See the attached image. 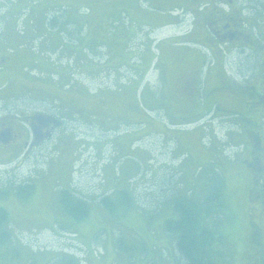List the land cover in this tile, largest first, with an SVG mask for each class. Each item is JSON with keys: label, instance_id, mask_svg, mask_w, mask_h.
Returning a JSON list of instances; mask_svg holds the SVG:
<instances>
[{"label": "rangeland", "instance_id": "obj_1", "mask_svg": "<svg viewBox=\"0 0 264 264\" xmlns=\"http://www.w3.org/2000/svg\"><path fill=\"white\" fill-rule=\"evenodd\" d=\"M140 2L141 0L134 3L142 7ZM69 3L62 1L53 4L52 10L49 8L51 11L45 17L51 19H47L44 32H36V28L33 30L36 33L29 31L35 27L34 20H31L34 23H29L30 11L24 20L27 23L20 21L23 16L18 20V31L21 32L27 27L24 31L31 34L23 36L22 39L18 37L21 39L18 42L27 48V52L32 53V57L28 54L32 64L29 63L30 68L23 70V75L29 80L50 81L54 83L52 86L59 82L69 83L74 88L91 89L102 85L123 89L125 85H135V100L141 107L144 104L146 109L143 110L148 121L152 123L146 130V145L137 150L138 153H143V161H138L132 152L124 156L119 154L126 153L125 150L118 154L116 150L107 147L97 152L93 147L80 149L72 156L75 148L65 144L82 139L83 129L76 131L71 128L75 124L73 120H63L68 126L64 131L68 134L62 135L65 132H60L59 136L67 138L68 141L64 142L62 139L58 144L61 146L58 149L61 156L58 157L56 152L50 154L51 159L56 156L55 164L44 181L42 179L35 183L32 195L26 201L30 207L20 205L25 202L23 198L18 201L19 208L13 202L9 204L8 222L2 229L10 232L12 246L0 249L1 264H54L56 256L62 253L67 255V251L76 250L80 252L76 255L87 253L85 264H182L174 247L173 237L162 226L167 219L174 216L173 209L172 206L163 205L161 199L163 194L173 191H177L178 196L192 198L194 192L203 194L209 190L210 184L207 181L211 177L207 172L212 165L207 161L211 157L198 145L202 133L192 129L198 124L202 126L201 129H211L208 138L212 147L221 146V152L216 154L215 151L216 159H230L225 163L227 169L222 191L225 199L221 201L224 202L225 212L220 217L213 210L209 225L213 226L220 221L219 228L223 231L231 264H249L255 249L251 245L253 236H250L249 231L255 228L251 229L247 223L250 222L255 227L260 224L264 228V204L250 202L249 209L248 202L245 201L246 190L251 183L247 177L248 172L242 171L240 160L249 159V155L243 149V152L238 150L239 147H231V143V146L225 148L230 138L236 134L228 135L219 118L215 117L213 111L210 113V110L198 116H177L169 113L167 104L164 103L165 87L159 71L164 63L160 46L157 44L154 49L155 42L144 29L138 28V24L129 25L126 18L118 16L116 9H110L111 4L119 5V0H77L75 3L69 0ZM88 8L94 11L90 9L89 12ZM107 10L108 17H111L108 21L103 20L107 16ZM137 43L147 46L141 47ZM132 47L138 51L133 52ZM23 61L22 58L18 60ZM20 67L18 65L19 69ZM33 67L35 71L32 70ZM145 67L147 74L136 79L138 74L144 73ZM252 72L244 74H256L257 71ZM258 74L264 78L262 73ZM137 81L140 83L137 84ZM40 84L49 91V85L44 82ZM51 90L54 92L52 88ZM59 92L61 91L57 88L55 93ZM53 111L58 112L57 109ZM263 119L261 117L258 121L261 133L264 131ZM216 121V127L211 128ZM57 131L58 129L55 133ZM252 131L251 128L245 134L246 138L252 140ZM261 137L264 141V135ZM73 138L77 140L73 141ZM202 139L209 145L205 137ZM262 158L264 162V157ZM40 160L44 161L42 155ZM200 167L203 170L199 173L197 171ZM43 169L46 170L45 167ZM59 170H64L60 176ZM30 171L32 170L28 166H24L17 171L18 175L12 177L24 182ZM236 171L241 173L236 176ZM54 185L75 190L79 196L88 200L97 198V201H89L88 218L66 231L58 229V224L53 227L54 221H51L56 213L55 218L60 217L59 213L63 216L55 200L58 194H53ZM124 185L126 186L122 187ZM117 188L127 189L137 202H133L131 208L119 206L115 213H110L98 201L104 192L109 196ZM7 192L9 195V191ZM53 198L55 205L51 210L49 204ZM252 199L254 200V196H251ZM208 204L213 207L216 201L210 200ZM248 213L251 214L250 217L247 216ZM38 214L41 216L40 221ZM260 237L262 236L256 235L253 238L258 243ZM80 245H84L86 250ZM260 264H264V261Z\"/></svg>", "mask_w": 264, "mask_h": 264}, {"label": "flooded vegetation", "instance_id": "obj_2", "mask_svg": "<svg viewBox=\"0 0 264 264\" xmlns=\"http://www.w3.org/2000/svg\"><path fill=\"white\" fill-rule=\"evenodd\" d=\"M132 1L139 0H119V5L111 4L109 7L116 9L118 16L126 18L129 25L138 24V28L144 29L155 42L154 49L157 44L160 46L164 63L159 71L165 87L164 103L167 104L169 113L177 116H198L209 110L210 113L213 111L229 133L227 134H236L230 138L225 148L233 144L231 147H239L241 152H247L253 166L254 170H250L243 162L241 164L243 173L248 172L247 177L251 183L245 194L248 208L251 209L250 202L263 205L264 141L261 136L264 131L261 133L258 121L264 117V78L258 73H262L264 77V0H144L146 7H140ZM90 9L88 8L89 12L93 10ZM108 10L103 20L108 21L111 18L108 17ZM159 34L162 35L158 37ZM13 35L5 31L0 36V45L7 51L0 55V61L8 64L9 73L14 77L10 79L7 88L3 90V98L0 99V211L6 213L11 202L16 206L19 203L23 184H32L34 189L35 183L42 179L44 181L55 164L56 156L51 159L50 154L56 152L58 157L61 156L58 150L61 146L58 144L62 139L64 142L68 141L67 138L59 136L60 132H65V128H68L63 120H73L75 124L71 128L76 131L83 129L85 135L78 141L73 138L76 143L65 144L75 148L72 156L80 149L91 147L96 152L107 147L117 152L129 149L128 153L134 151L135 154L142 149L139 147L146 145L147 125L152 126L144 112L146 108L143 105L142 108L135 100V85H125L123 89L102 85L88 89L74 88L69 83L60 82L52 86L54 83L50 81L27 79L23 70L30 68L32 62L28 59V54L32 57V53L27 52V48L18 41L31 34L24 31L21 39ZM132 51L138 50L132 47ZM21 58L24 61L18 62ZM18 65H21L20 69ZM32 70L35 71V68ZM251 71L257 72L244 74ZM145 74L147 70L145 72L144 69V73L138 74L136 79L143 78ZM41 82L49 85V91L46 86H40ZM136 83L139 84L140 81ZM56 87L61 92L55 93ZM54 109L58 112L53 111ZM216 124L217 121L211 128L214 129ZM71 128L69 131H72ZM201 128L199 124L192 128L202 133L198 145L210 157H214L213 165L222 170L223 164L220 159L215 160L214 147L209 143L211 129ZM251 128L252 140L245 136ZM64 134L68 133L62 135ZM137 153L136 157L141 159L143 153H138V156ZM41 155L44 158L42 162ZM24 166L32 170L25 177L26 182L12 177L18 175L17 171ZM198 169L199 173L203 170L202 167ZM63 171L59 170V176ZM239 173L241 172L236 171L234 175ZM55 190L53 194L57 193ZM31 195L23 198L25 202L20 205L29 208L26 201ZM251 196H254V200H251ZM54 199L49 204L50 209L55 205ZM247 216L250 217L251 214L248 213ZM40 217L38 214L39 221ZM247 225L251 229L255 228L249 232L253 237L262 236L258 243L252 237L251 244L255 249L249 261V264H260L264 261V228L260 224L252 226L250 222ZM2 238L0 228V249L8 246L11 248L12 243ZM80 246L85 249L84 245ZM8 250L10 251L9 248ZM77 252L80 253L77 250L67 251V255L62 253L56 256L54 260L57 263L54 264H85L87 253L82 251L83 254L76 255Z\"/></svg>", "mask_w": 264, "mask_h": 264}, {"label": "trees", "instance_id": "obj_3", "mask_svg": "<svg viewBox=\"0 0 264 264\" xmlns=\"http://www.w3.org/2000/svg\"><path fill=\"white\" fill-rule=\"evenodd\" d=\"M51 19V17H50ZM147 68L145 69L146 72ZM140 126V125H139ZM142 126V125H141ZM147 127H149L147 125ZM191 131V130H189ZM138 135L139 133L135 131ZM134 141V140H133ZM131 143V142H130ZM219 147H221L219 145ZM214 146L216 154L220 151V148ZM129 152V149L125 151ZM118 154L120 152H117ZM126 153H120L119 155L126 156ZM212 158V160H211ZM208 158L211 169L207 172L210 175V186L206 193L194 192L193 197H186V195L176 194L177 191H173L170 194L165 193L162 195L161 203L168 207L172 206L174 213L163 223V229L167 234H170L174 239V247L181 258L182 264H231L230 253L228 254V247L225 245V237L223 231L219 228V222L217 221L213 226L209 225V221L212 220L213 210H216V215L222 217L224 215V192H222L224 185V175L226 174L227 163L226 160H220L223 164V169H217L212 161L214 157ZM218 160V159H215ZM241 164L247 166V169L254 170L249 159L240 160ZM223 171V172H221ZM224 173V174H223ZM55 187V185H54ZM61 187V188H60ZM62 185H56L57 191L56 203L59 209L62 211L60 217L53 215V227L56 224L59 225L58 229L69 230L74 228L76 224L84 221L88 218L90 211V203L97 201V198L88 200L79 196L75 191L63 188ZM33 185L26 184L23 186L19 197L26 198L32 194ZM210 200H215V206L211 207L208 204ZM137 202V199L127 189L114 190L111 196H104L98 201L99 205L107 209L110 213H115L116 208H131ZM161 204V205H162ZM162 205V206H163ZM115 215V214H114ZM55 219V220H54ZM84 219V220H83ZM67 224H65L64 222ZM7 213L0 211V228L7 223ZM208 222V223H207ZM66 225H69L68 227ZM250 232V231H249ZM3 240L9 241L10 232L6 229H2ZM251 234V233H250ZM252 236V234L250 235ZM252 245V244H251Z\"/></svg>", "mask_w": 264, "mask_h": 264}, {"label": "crops", "instance_id": "obj_4", "mask_svg": "<svg viewBox=\"0 0 264 264\" xmlns=\"http://www.w3.org/2000/svg\"><path fill=\"white\" fill-rule=\"evenodd\" d=\"M62 1H64L66 4H70L69 0H40L35 4H32L33 0H15L14 3H11L10 5L5 6L4 3H7V0H0V29L2 27L0 36L5 31H7L10 33H14L16 38L20 37L16 32L17 28H16L15 20L17 19L19 14L23 12L26 8H28V10H30L31 12L29 20H34L35 22L34 24L35 27L33 29L36 28L37 29L36 32H39V31L44 32L47 26V22L45 20L46 13L50 11L49 8H53L52 6L53 4L59 3ZM76 1L77 0H73L74 3ZM8 6L9 8L7 10ZM6 53L7 51L5 47L0 45V55L6 54ZM6 64L3 60L0 61V99L3 98V90L7 88V84L10 82V79L14 78L9 73L8 64L7 65ZM143 107L145 108L144 104H143ZM133 171H135V167L133 168Z\"/></svg>", "mask_w": 264, "mask_h": 264}]
</instances>
